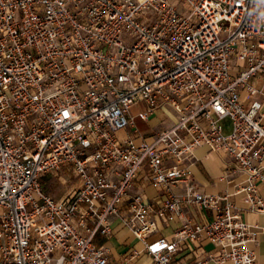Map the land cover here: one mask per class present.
Returning a JSON list of instances; mask_svg holds the SVG:
<instances>
[{
    "label": "built area",
    "instance_id": "built-area-1",
    "mask_svg": "<svg viewBox=\"0 0 264 264\" xmlns=\"http://www.w3.org/2000/svg\"><path fill=\"white\" fill-rule=\"evenodd\" d=\"M137 102L143 120L163 104L177 119L137 141L122 134ZM263 102L264 0H0V264H114L94 242L110 216L150 264H181L185 241L194 264H257L259 226L228 197L243 193L264 228ZM202 145L234 159L232 193L197 188ZM67 165L78 185L57 199L39 178ZM140 176L179 224L172 239L147 241L152 207L129 191ZM185 204L215 214L196 221ZM204 241L213 249L198 252Z\"/></svg>",
    "mask_w": 264,
    "mask_h": 264
},
{
    "label": "crops",
    "instance_id": "crops-1",
    "mask_svg": "<svg viewBox=\"0 0 264 264\" xmlns=\"http://www.w3.org/2000/svg\"><path fill=\"white\" fill-rule=\"evenodd\" d=\"M244 95V92H243ZM137 108L136 112H133ZM145 106L141 102L133 105L129 109V114L135 116L134 123L131 124L122 134H131L137 141L151 140L152 137L161 129L173 124L177 119L178 112L175 108L168 104H163L156 107L147 117L146 120L136 118L138 111L144 110ZM262 122L264 124V102L262 104ZM264 165V160L262 162ZM71 167L70 165H67ZM66 167V166H65ZM63 167V168H65ZM73 170V168L71 167ZM191 175L197 188L204 193H232L238 184H240L244 176L236 169L235 161L231 156H228L220 151L210 148L207 145L198 146L194 150V160L190 165ZM74 172V171H73ZM78 185L71 186L65 194H61V199L66 196L73 188ZM149 190V194L147 193ZM258 190L264 198V182H258ZM131 193L142 192L147 202L153 210V219L156 222L157 230L151 235L147 241L155 239L159 234L167 239L173 238L174 229L179 225L176 221H168L163 214H159L158 210L162 206L164 196L161 191L156 190L152 185L143 181L141 176L138 177L133 186L129 189ZM174 193L183 194V186L179 185L173 188ZM53 195V194H52ZM243 193L229 195V200L233 201L237 207L241 208V219L249 224L258 225L256 229L255 240L250 242V246L256 250L257 264H264V228L263 217L257 212L245 210L246 204L242 200ZM54 196V195H53ZM55 197V196H54ZM56 198V197H55ZM184 211L191 215L196 221L207 220L215 214L213 210L196 208L191 204L184 205ZM112 234L105 236L97 233L94 237V242L97 245L104 246L108 249V257L114 264H150L151 258L143 249V242L139 241L129 231L119 223L115 216H110ZM195 247L188 241L184 242V249L175 254V258L181 264H194L192 258V250ZM213 245L209 241H204L201 248L197 251H210ZM134 250L139 251L136 256H130ZM212 262L210 261L209 264ZM222 264H231L230 261H225Z\"/></svg>",
    "mask_w": 264,
    "mask_h": 264
},
{
    "label": "rangeland",
    "instance_id": "rangeland-1",
    "mask_svg": "<svg viewBox=\"0 0 264 264\" xmlns=\"http://www.w3.org/2000/svg\"><path fill=\"white\" fill-rule=\"evenodd\" d=\"M174 1L178 3V0ZM136 111L137 108L133 110V112ZM138 119L140 118L137 117L135 121H137ZM223 124L225 125V132H228L230 130L229 127H227L229 125V119L223 120ZM39 180L42 186L45 189L49 190L56 198H59L61 194H65L66 191L71 186L76 185L78 181L75 172H73V170L69 166L61 168L57 172L52 171L43 173ZM147 193L149 194V190H147Z\"/></svg>",
    "mask_w": 264,
    "mask_h": 264
}]
</instances>
